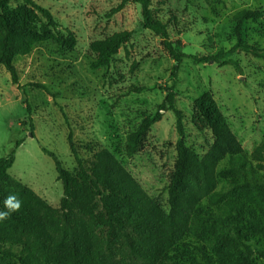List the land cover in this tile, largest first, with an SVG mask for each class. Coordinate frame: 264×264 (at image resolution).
I'll use <instances>...</instances> for the list:
<instances>
[{
  "label": "rangeland",
  "instance_id": "374dc122",
  "mask_svg": "<svg viewBox=\"0 0 264 264\" xmlns=\"http://www.w3.org/2000/svg\"><path fill=\"white\" fill-rule=\"evenodd\" d=\"M32 1L51 13L57 28L45 41L34 44L28 54L13 59L17 85L0 65V159L14 153V163L2 183L7 193L17 194L15 186L19 184L58 209L62 185L53 161L42 149L52 153L62 169L73 173L76 163L70 136L72 149L82 160L100 150L113 156L166 214L178 139L173 115L163 114L131 158L125 155V144L141 121L157 111L164 89L169 87L182 114L184 143L197 160H203L213 144L212 134L194 106L197 99L205 97L213 103L252 169L264 177V153L254 155L257 148L264 147V60L244 53L226 57L238 65L237 69L230 64H199L189 59L228 52L238 34L243 43L264 47V17L243 22L238 33L235 20L243 10L264 16V0H150L153 17L167 26L171 42H181L182 46L174 49L186 56L174 77V61L161 39L142 28L137 0ZM119 6L122 8L112 13ZM5 12L13 13L16 22L34 31L44 22L20 1L8 4ZM123 31L131 33L130 40L107 66L90 70L95 59L90 45ZM224 166L225 161L218 164V168ZM214 180L210 194L224 187L218 175ZM209 196L200 204L211 213L233 199L264 224V201L252 191H224L217 202ZM222 224L236 227L247 245L264 250V235L239 221L223 220ZM6 246L14 253L21 248ZM221 249L230 264H246L237 261L242 248ZM248 264L264 261L251 257Z\"/></svg>",
  "mask_w": 264,
  "mask_h": 264
},
{
  "label": "trees",
  "instance_id": "16d2710c",
  "mask_svg": "<svg viewBox=\"0 0 264 264\" xmlns=\"http://www.w3.org/2000/svg\"><path fill=\"white\" fill-rule=\"evenodd\" d=\"M15 1L41 16L44 22L39 31L16 22L13 13H4L8 4ZM136 2L140 7L142 28L160 38L163 48L173 59L174 77L180 61L186 58L174 49V46L181 47V42L169 40L167 26L150 11V0ZM121 8L117 7L112 13ZM262 17L257 11L239 12L235 16L237 33L243 22ZM56 28L51 13L32 0H0V65L13 85H17L13 59L28 54L34 44L45 41ZM130 38L131 33L123 31L92 43L90 48L95 59L89 65L90 70L107 66ZM235 53L264 60V47L243 43L239 34L228 52L189 59L199 64H230L238 69L235 62L225 60ZM164 92L157 111L143 119L127 136L125 155L128 158L135 155L149 129L162 119L164 113L173 115L178 139L174 174L168 188V212L163 213L108 152L100 150L86 161L80 159L72 149L69 136V147L76 163L73 173L62 169L57 158L42 149L53 161L57 180L62 185L58 209L48 206L31 190L19 184L15 186L25 205L9 219L0 221L2 264H230L222 254V247L242 248L244 252L237 258L240 263L248 264L251 257L264 261V250L247 245L244 234L236 227L230 229L222 224L223 220L239 221L264 235V224L244 212L240 201L228 199L216 213L200 204V200L208 195L210 201L217 202L224 191L249 190L264 201V177L252 169L213 103L205 97L197 99L194 106L210 130L213 144L203 160H197L193 150L184 143L182 114L176 108L172 87L165 88ZM26 110L28 112V108ZM18 146L19 143L15 145ZM261 153H264V147L257 148L254 155ZM223 161L226 166L218 168ZM13 163V152L0 159V209L3 198L9 194L2 188V183ZM217 175L224 180L223 190L210 194ZM6 244L18 245L20 251L14 253Z\"/></svg>",
  "mask_w": 264,
  "mask_h": 264
},
{
  "label": "clouds",
  "instance_id": "9594fccd",
  "mask_svg": "<svg viewBox=\"0 0 264 264\" xmlns=\"http://www.w3.org/2000/svg\"><path fill=\"white\" fill-rule=\"evenodd\" d=\"M3 208L0 209V221L9 219L14 213L19 212L23 206V201L17 194L9 193L3 198Z\"/></svg>",
  "mask_w": 264,
  "mask_h": 264
}]
</instances>
